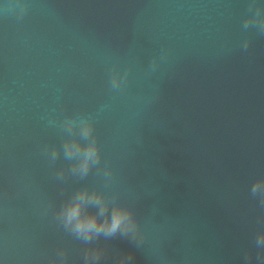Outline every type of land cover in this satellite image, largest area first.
<instances>
[{"label": "water", "instance_id": "1", "mask_svg": "<svg viewBox=\"0 0 264 264\" xmlns=\"http://www.w3.org/2000/svg\"><path fill=\"white\" fill-rule=\"evenodd\" d=\"M250 3L0 0V264H264V0L259 16ZM93 140L81 177L64 147ZM82 189L132 208L143 241L77 239L61 208Z\"/></svg>", "mask_w": 264, "mask_h": 264}, {"label": "clouds", "instance_id": "2", "mask_svg": "<svg viewBox=\"0 0 264 264\" xmlns=\"http://www.w3.org/2000/svg\"><path fill=\"white\" fill-rule=\"evenodd\" d=\"M26 5L21 6L22 13L26 9ZM255 8L257 15L259 16L262 6L255 3L249 4V10ZM249 22L246 20L244 22V27L248 28ZM257 26L259 30L264 33V19H258ZM248 46V41L244 42L245 49ZM155 60L152 62L153 68H155ZM127 76V72H126ZM122 83L118 80L116 75H111L110 86L113 90L122 89ZM81 123L84 125L82 130V138L88 140V138L93 133V125L90 120H82ZM65 159H72L73 157H81L78 164V170L81 177L87 176L91 167L98 164L101 160V152L99 144L93 140L86 149L81 152V148L77 144L65 145L64 147ZM58 153L53 151L51 160L55 161L57 159ZM59 177H63V173L59 172L57 174ZM110 175V173H106ZM262 179H257L252 186L251 193L253 196L257 195V189ZM88 204L92 206H99V212L95 215H83L82 205ZM260 203L264 206V195L260 197ZM61 216L64 220V227L66 229L70 228V232L77 238L85 243H89L93 236L99 237L103 235L105 238L113 237L117 233L123 236H128L131 234L133 241L140 243L144 239V233L141 231L139 221L137 220L132 208L116 203L109 207L108 204L101 202V197L95 193L91 196L87 195V189H82L78 194L76 201L74 203H69L61 208ZM99 216L105 217L103 220L98 219ZM256 245L258 248L264 250V235L258 236L256 239ZM61 259L65 257V253H61ZM100 254L96 253L95 258L99 259ZM87 254L85 255V260L87 261ZM127 259L131 260V254L127 255ZM245 259H248L246 255ZM258 260L264 261V254L258 256Z\"/></svg>", "mask_w": 264, "mask_h": 264}]
</instances>
